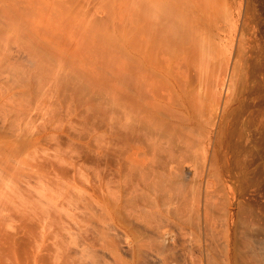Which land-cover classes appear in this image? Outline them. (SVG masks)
<instances>
[{
    "label": "bare ground",
    "instance_id": "bare-ground-1",
    "mask_svg": "<svg viewBox=\"0 0 264 264\" xmlns=\"http://www.w3.org/2000/svg\"><path fill=\"white\" fill-rule=\"evenodd\" d=\"M35 1L37 0H24V4L21 3L25 5V10H29L35 7ZM41 1L44 5L47 3L46 0ZM102 3L104 6V1ZM123 3L124 5H122ZM123 3L119 2L118 4L121 6H117L120 7L119 11L123 9L122 12H124L121 15L122 12L119 13V11L115 14H118V19L113 17L115 16L112 14L114 9L111 11V15L108 13V17H106V19L113 17L111 21L114 27L111 25L110 19L109 21L104 20L110 23L108 25H111V28H114L111 29L112 31L118 29L121 38L117 34H110V37L113 35L117 40L119 37L122 40V42L118 40V43L121 42L120 45L114 44L117 40L115 41L111 37L108 41L112 40L109 43L106 40L108 45L104 44L103 48H101V42L97 47L93 46L91 42L87 44L90 45L89 47L84 45L85 43H77L74 47L60 49L59 52L58 48L54 46L57 52L53 53L55 48L53 45L51 46V42L47 43V36L44 34L38 36L37 34L38 39H29L24 46L21 45L16 49L14 55L7 48L3 52L0 46L1 75L4 65L7 67L9 61H14L16 67L19 60L26 62L25 68L18 70L20 73L16 74V78H14L15 75L0 76V81H2V77L8 83L17 84L8 90L9 93L0 96V129L10 130L12 135L15 131L26 127L34 116V110L39 108V101H44L47 95L53 91V94L50 95L52 97H49V103L53 106L57 104L59 112L55 113L56 115L47 125L49 138L57 139V145L67 144L71 148L72 156L68 154L61 156H65L67 159L64 161L72 164L73 167L76 159H80L81 164L79 163L78 168L76 165L73 171L75 174L76 172L79 174L77 177L82 178L83 183L91 184L89 186H92L91 189L94 190V195L88 193L89 191L86 192L89 186L87 184L88 187H85V184L82 185L83 183H79V186L82 187L81 191L73 192L68 188L73 194L70 192L67 195L70 199L72 198V201L75 199V203L78 204L75 206L76 210L81 211L78 216L82 215L85 218L90 213L91 217V220L90 217L89 219L86 217L88 219L86 221L91 227L86 222L82 224L81 228L84 226L81 232L83 236L79 234V239L80 235L81 238H84L80 243L83 241L85 246L94 248L100 242L98 240L96 244L95 240L100 239L104 241L102 245H100L101 242L99 244L103 250L118 245L116 240L113 244V238L110 240L109 232L115 230L113 233L116 234L117 230L119 232V229H123L128 233L130 219L139 221L140 218H143V221H147L145 219L148 218V220H152L160 217L164 208L168 216L175 215L174 218H177L173 188L176 182L185 176L183 172L186 163L185 155L192 150L194 145L198 147V141L194 142V139L198 136L197 133L199 134L197 131L200 129L199 126L202 125L200 119L203 116L206 118V115L218 119L221 134L235 132L237 128L235 129L234 126L243 124L245 129L239 127L240 133L245 132L247 137L250 130L248 127L246 128V123L250 121L254 112L253 108L257 104L255 100L259 96L262 97L264 93V0H124ZM45 6L47 7V5ZM111 6L113 8V5H110L109 8ZM93 21L91 24L103 26V20L98 22L97 19H94ZM97 27L99 28L98 25ZM107 35L109 36V34ZM104 39L105 37H103ZM81 50L85 55L83 59L79 56ZM53 54L57 55L59 60L64 56L81 59V61L75 62L80 68H75L74 73L82 81L96 89L94 103L90 104V106L92 105L90 108L83 107L81 100V103L78 102L82 96L72 98L77 85H73L72 93L69 89V94L72 97L67 96V86L60 88L63 83L65 86L64 79L68 77H64L61 72L58 73L56 69L53 71V68L47 64V58H52ZM106 68L111 69V78L109 77L111 82L104 84L102 76L109 71ZM112 68L114 69L112 70ZM92 88L91 91H93ZM77 91L79 92V88ZM77 95L79 94L77 93ZM205 118H203L204 121ZM209 118L210 116L206 118V121ZM16 120H20L21 124L17 126ZM205 122L203 125L212 126V124L209 125L211 120L209 124ZM213 123L216 124V120ZM235 133V136H240L239 139L241 136L246 138L245 134ZM221 134L220 136L224 135ZM229 135L233 136V133ZM224 137L222 138H228V136ZM222 138L220 139L218 136V139L222 140ZM223 144L222 142L220 146L222 147ZM199 147L201 146L199 145ZM13 148L16 153L17 146L7 147L11 150L12 156L15 155L12 152ZM5 151L4 144L0 143V162ZM60 158L63 159V157ZM2 163L4 165L2 171L5 176L14 172L15 166L10 157H6ZM85 163H89V166H86ZM54 167L58 168V166ZM61 170L63 171L64 167L56 171L55 178H52L54 175L51 173L50 180L54 182L52 185H56L55 183L61 180L60 175L64 173ZM53 172L55 171L53 170ZM65 177L63 176V178ZM76 185L78 186V183ZM64 188L62 187L63 190ZM65 193L63 194L66 195ZM86 193L91 195L90 198L89 195L86 197ZM77 199L78 201H76ZM80 201L83 202L80 203ZM83 210H87L88 213L83 214ZM127 218H130L129 223L126 221ZM159 219L163 223L164 219ZM80 220L79 223H82L83 221ZM154 226L151 225V227ZM161 229L155 246H158L159 250L165 251L168 250L166 248L170 249V242H175V237L165 226ZM261 230L264 234V227H260ZM134 233L136 232L134 231ZM244 238L246 237L244 236ZM249 238L247 246L251 247ZM139 239L140 237L138 240L135 239V244L131 248V264H138L143 260L141 252L144 245L139 244L141 241L143 242ZM260 242H262V246L258 245L261 244ZM260 242L256 243L259 246H256L259 251H256L254 247L251 248V252L253 249H255V253L260 252L259 248L261 247L264 251V240ZM104 243L107 245L106 248ZM71 246L74 247V244ZM79 249L81 250V248ZM161 252L158 253L161 254ZM82 253L85 254V250ZM82 253L80 254L83 255L80 256L81 259H86L87 255V257L92 256L91 253L94 256L91 259L95 258L98 253L100 256L96 257L99 259L104 257L99 251L96 254L86 251L85 256ZM255 253L256 256L258 253ZM260 253V257L254 256L255 260L264 258V253H261V255L263 254L262 258ZM114 254L119 255L116 252ZM75 258L77 259V257ZM140 258L142 260H139ZM81 259L77 264H82L83 260L81 261ZM88 259L90 260V258ZM99 259H95L97 264ZM106 260L104 259L105 262ZM114 260L118 262V259ZM83 264L85 263L83 262Z\"/></svg>",
    "mask_w": 264,
    "mask_h": 264
},
{
    "label": "rangeland",
    "instance_id": "rangeland-1",
    "mask_svg": "<svg viewBox=\"0 0 264 264\" xmlns=\"http://www.w3.org/2000/svg\"><path fill=\"white\" fill-rule=\"evenodd\" d=\"M69 1L46 0V7L41 0H37L35 1V7L33 9L30 8L29 10H25V5H22L24 0H0L1 50L5 52L4 49L7 48V50L13 54L21 45L24 46L29 39H38L36 37L37 34L38 36L41 34L47 36V43L50 44L51 42V46H56L58 52L60 49L65 50L70 46L74 47L77 43H85L84 45H87L91 42L93 46L97 47L99 42H101V48H103L104 44L106 45L112 39H115L112 35L111 37L113 38L108 41L109 38H111L110 34H117L119 37L121 36L119 35L117 28L113 30L114 32L111 30L114 29L111 28L112 26L114 27L111 20H113V17H119L118 14L115 15L120 10V7L117 6H121V4L118 3H123L124 0H120L119 2L118 0H111L110 2L109 0ZM103 1L104 6L102 3ZM105 3L109 5L106 6ZM110 5H113V8L112 6L109 8ZM122 5H124V3ZM113 9L114 13L112 14L115 16L111 17V19L109 17L111 26L108 25L110 23L108 22L109 19H106V17H108V13L110 14ZM122 10L119 11V13L122 12ZM123 13L124 12L120 13V15ZM94 19H97L98 22L100 20L108 21H104L106 25L102 21L103 26L97 24L99 26L98 28L96 24H94L95 26L93 23L91 24V22H94ZM107 34H109V36ZM103 37H105L104 40ZM119 37H117L118 40L122 42ZM106 40L108 41L107 43ZM116 40L117 39H115V41ZM118 40L117 42H114V44L120 45L121 42L118 43ZM87 46L84 47L87 48ZM56 48L53 50L54 52L52 51L53 53L57 52ZM83 52L84 51L81 50L79 55L82 59L85 57ZM56 56L57 55L53 54L52 58L49 57L51 60L47 58V64L53 68V71L56 69L58 73L61 72L62 75L64 74V77L66 76L69 78L64 79L65 86H63V83L61 84L62 86L60 85V88L67 86L66 88L71 90L77 85L74 89L73 97L69 94L70 90H66V93H68L67 96H71L73 99L74 97L82 96V98L79 97L80 99L77 101L80 102L81 100V105L83 107L90 108L92 106H90V104L94 103V93L96 92V89L95 87H93V89L90 84L82 81L74 73L75 68H80V66L77 65L78 63L76 64L75 62L81 61V59H71L70 57L67 58L64 56V58L59 60ZM18 62H16L18 63L16 67L14 61H9L7 65H10V67L4 65L3 73L1 75L0 72V76L11 77V75H15L14 78H16V74L19 75L20 73L18 70L25 68L26 64V62L24 63L21 60ZM113 69L114 68H112V70ZM107 70L109 71L105 72L102 76L104 84L111 82V69L109 68ZM1 79L0 96L9 93L8 90L11 87L17 86V84H14L13 82L8 83L6 79H3L2 77ZM67 81L70 82L68 83ZM78 88L79 92L77 91ZM91 88L93 91H91ZM72 91L73 90H71L70 93H72ZM77 93L79 95L76 96ZM52 94L53 91L51 94L47 95V98L44 101H39V108L34 110V116L26 127L15 131L12 135V131L8 129H0V143L4 144V149L6 150L4 157L0 162V264H69V261H71V264H77L79 259H81L80 256H83L80 254L84 250L85 254L86 251L95 252V254L99 251L103 254L101 256L104 257L99 259V257H96L100 256L98 253V255L96 254L95 258H93V262V259H91L93 253H91L92 256L90 257H87L88 255L85 256V254L82 253L86 258L81 259V261L83 260L82 264L83 262L85 264H95V259L97 258L99 259V261L97 260V262H99L98 264H131V248L139 237L144 243L142 241L143 244L140 241L137 242H140L139 244L144 246H142L141 252L143 260L140 258L139 260H142V262L140 263L139 261L138 264H264V258H262L263 254L261 255V253H264V251H262L263 247L259 248L261 249L260 252L262 251L261 253L256 252L258 253L256 254L254 252L255 249L256 251H259L257 250V247H259L258 245L262 246L263 244L260 241L264 240L263 231H260V227H264V139H262L264 138V93L262 97L259 96L255 100L257 104L253 108L254 112L250 121L246 123V128L248 127L250 130V136H247L249 140L243 131L242 132L245 134L246 138H242L241 136L239 139L240 136H235V132L240 133V128L243 129L245 127L243 124L239 123V126L236 124L234 128H237V131L232 132L233 136H231L229 134L232 133L224 134L223 132L224 135L221 134L222 132L219 130L220 121L214 119L211 115H209V119L211 120L210 124L209 119V122L208 120L206 121V118L209 117L208 115H206V118L203 116L201 118L202 120L200 119V124L202 125H200V129L198 128L199 130H197L199 134L197 133L198 136L194 135L197 136L195 139L192 136L194 142L195 140L198 141V147L194 145L192 150L185 155L186 163L183 168V170H185L183 171L185 176L177 181L173 188L175 196L174 206H177V218H174L175 215L173 217L168 216L164 207V211L162 210L160 217L156 216L157 218L152 220L146 218L145 220L147 221H143L144 219L140 218L141 224L140 219L139 221H136L127 218L126 221L129 223L128 220L130 219L131 222L130 225L128 224V233L123 229H119V232L117 230V235L113 233L115 230L109 232V235L111 236L110 240L111 238L114 240L113 244L115 243V240L118 243V245L116 244L118 247H116L117 249L115 248L116 245H113L111 248L108 246L113 250H111L113 253L109 248H106L107 242L104 243L106 250H103V247L100 245H102L104 241L100 239L95 240L97 241L96 244L98 243V240L101 244L99 242L97 244L98 246H95L94 248H89L88 245L85 246L83 241L80 243L82 238H84H81V232L84 226L83 228L81 227L84 222H88L86 220L89 219L90 213H88L87 210H83V214L86 212L89 214L86 216L88 219L86 217L83 218L84 216L82 215H80L81 217L78 216L81 212L79 209L76 210L77 207L75 206L78 204L75 203V199L72 201V198L70 199L68 196L70 192L73 194V192H77V190L81 191L80 188H82L79 186V183H83L82 178L79 179V177H77L79 174L77 172L75 174V171H73L76 165V168H78L80 159H76V163L78 164L73 160L75 163L74 167L72 164L65 162L64 159L67 158L61 155L68 154L72 156L73 152L71 148L67 144L57 145V139L52 137L49 138L47 125L51 118L59 112L57 104H54L55 106H53L49 103V97H52L50 96ZM203 118H205L207 124H212V126L206 124L203 125V122H205ZM212 120H216L217 123L214 124L215 122L213 123ZM16 121L17 126L18 124H21L20 120ZM242 132L240 134H242ZM220 134L223 136H220ZM217 135L220 139L225 135L224 138L227 136L228 138H222V140H220ZM222 142L224 144L221 147L220 144H222ZM11 145H15L18 148L16 153L14 152L15 147L12 149V152L15 154H13L14 156L11 155V150L7 149V147ZM199 145L201 147H199ZM6 157H10V160H12L15 166V170L5 176L2 171V166H4L2 161ZM59 157H63V159H59ZM86 163L85 165L89 166V163ZM239 163L241 164V167ZM54 166H58L59 169H63L64 167V173L61 170L63 173L60 175L61 180L57 182L59 185L55 183L58 187L52 185L54 182H51L50 180L52 175H54L52 178H55L57 174L56 171L59 170ZM53 170L55 172H53ZM71 174L72 176H70ZM63 176L68 177L63 178ZM80 177L82 176L80 175ZM76 183H78V186ZM84 184L86 187L88 183H83L82 185ZM89 185L91 184H88V186ZM62 187H65L64 190H66L65 192L67 193L63 192L64 190ZM91 187L92 186H89V189L87 188L86 192L89 191L88 193L94 195V190L93 188L91 189ZM68 188L70 190L72 189L73 192L69 191ZM63 193L66 195L68 194V197ZM88 193H86V197H88ZM91 195H89V198ZM67 198L69 200H66ZM76 201H78V199ZM82 202L83 201H80V203ZM80 218L82 219L80 220ZM159 218L164 219L163 223ZM79 220L83 221L82 223L80 222L81 225ZM91 222L93 223V221ZM77 224L80 225L81 229L79 228L78 230L79 225ZM87 224L89 226V223ZM160 224L165 226L166 229H169L171 234L175 237V242H170V249L166 248L168 250L165 251L159 250V247L155 246L157 245L156 240L159 236L158 234H160L162 231L161 228L163 227ZM151 225L161 228L158 230L155 226V228L151 227ZM133 228L136 232L134 234H138L137 236L133 234ZM77 230L78 232L80 231V233H78ZM247 232V236H251L250 238L246 236ZM79 234H81L80 239ZM248 238L251 240L249 241L253 243L252 245L250 243L251 247L247 246ZM259 242L261 244H258ZM256 243L258 245H256ZM73 244L74 247L71 246ZM99 246L100 248L102 247V249L98 248ZM254 247L255 249L251 252V248ZM79 248H81V250ZM82 249L84 250L82 251ZM115 252L119 253V258L117 254H114ZM158 252H161L162 255ZM254 253L256 256H259L260 253L262 259L260 260V258H258L259 260H255L256 256ZM88 254L90 255V253ZM110 256L116 258H111ZM75 257H77V259ZM88 258H90V260ZM102 258L107 259L106 262L104 259L102 260ZM114 259H118V262Z\"/></svg>",
    "mask_w": 264,
    "mask_h": 264
}]
</instances>
